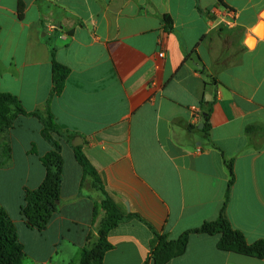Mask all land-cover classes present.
I'll list each match as a JSON object with an SVG mask.
<instances>
[{
	"label": "crops",
	"instance_id": "crops-1",
	"mask_svg": "<svg viewBox=\"0 0 264 264\" xmlns=\"http://www.w3.org/2000/svg\"><path fill=\"white\" fill-rule=\"evenodd\" d=\"M0 0V91L26 111L51 89L49 50L69 73L49 103L58 127L81 138V151L124 215L108 233L102 264H143L153 233L167 240L217 219L231 163L224 215L248 244L264 240V27L252 29L264 0ZM231 27L219 28L227 18ZM236 41L226 65L227 37ZM254 37L248 48L245 40ZM162 54V56H160ZM210 108L206 121L202 113ZM34 117L0 132V208L23 246L22 264H78L97 239L104 211L71 143L53 135L63 161L59 203L42 231L20 214L24 189H36L51 145ZM247 128H250L247 131ZM72 140V141H73ZM87 237L89 240L87 241ZM218 235L189 234L167 264H264L219 251Z\"/></svg>",
	"mask_w": 264,
	"mask_h": 264
},
{
	"label": "trees",
	"instance_id": "trees-1",
	"mask_svg": "<svg viewBox=\"0 0 264 264\" xmlns=\"http://www.w3.org/2000/svg\"><path fill=\"white\" fill-rule=\"evenodd\" d=\"M23 14L24 6L22 1L18 0L17 17L19 20L23 18ZM49 61L51 64V89L42 107L26 111L16 96L0 91V132H7L17 116L34 117L42 126L41 138L51 145V150L43 156L44 178L36 189H24L23 205L20 209L26 226L37 231L45 229L59 203L63 161L60 155V146L53 139V135L65 139L67 143H71L73 140V135H69L58 127L49 109L51 98L61 93L69 70L55 61L53 48L49 50ZM209 111L210 108L202 113L205 126ZM249 130L250 128H247V131ZM71 148L76 162L82 169L81 188L88 182L91 189L99 194V203L93 210V224L96 221V209L100 207L104 211V217L97 228V239L90 248L85 247L82 250L78 264H102L105 252L112 248L107 240L109 231L120 222L131 218L138 219V216L122 213L105 192L100 175L87 160L81 147L71 145ZM8 158L9 145L7 143L1 150L0 165ZM226 167L229 178L223 205L217 219L204 222L199 227L186 231L173 240H167L165 236L153 233L149 251V260L152 261V264H167L170 260L181 256L185 252L189 234L218 235L216 247L219 251L257 259L264 258V240L248 244L243 235L231 227L224 215L234 179L231 163H226ZM24 256L23 246L17 240L15 229L0 208V264H22ZM143 264H148L147 260Z\"/></svg>",
	"mask_w": 264,
	"mask_h": 264
},
{
	"label": "water",
	"instance_id": "water-1",
	"mask_svg": "<svg viewBox=\"0 0 264 264\" xmlns=\"http://www.w3.org/2000/svg\"><path fill=\"white\" fill-rule=\"evenodd\" d=\"M263 27H264V11L260 13V20L258 21V23L255 25V27L252 29V35L256 38H262L263 37ZM254 37H248L245 40V45L248 48H251L253 46V42H254ZM247 40H249V42H247ZM82 144L81 138L77 137L75 138L72 142L71 145L72 146H80Z\"/></svg>",
	"mask_w": 264,
	"mask_h": 264
},
{
	"label": "rangeland",
	"instance_id": "rangeland-1",
	"mask_svg": "<svg viewBox=\"0 0 264 264\" xmlns=\"http://www.w3.org/2000/svg\"><path fill=\"white\" fill-rule=\"evenodd\" d=\"M225 45H224V47H225V55H224V57L222 56L221 57V59H223L224 61V63L226 64V65H228V64H230V63H234L235 62V58H236V54H235V52H236V41H235V38L233 37V36H229V37H227L226 38V40H225ZM93 244L92 243H90V245L89 244H87V246L86 247H88V248H90L91 246H92Z\"/></svg>",
	"mask_w": 264,
	"mask_h": 264
},
{
	"label": "built area",
	"instance_id": "built-area-1",
	"mask_svg": "<svg viewBox=\"0 0 264 264\" xmlns=\"http://www.w3.org/2000/svg\"><path fill=\"white\" fill-rule=\"evenodd\" d=\"M223 14L227 16L224 18L223 16L218 19V25L220 27L226 28L231 27L234 22V14L231 10H223ZM162 56V54H160Z\"/></svg>",
	"mask_w": 264,
	"mask_h": 264
},
{
	"label": "bare ground",
	"instance_id": "bare-ground-1",
	"mask_svg": "<svg viewBox=\"0 0 264 264\" xmlns=\"http://www.w3.org/2000/svg\"><path fill=\"white\" fill-rule=\"evenodd\" d=\"M247 42H249V40H247Z\"/></svg>",
	"mask_w": 264,
	"mask_h": 264
}]
</instances>
